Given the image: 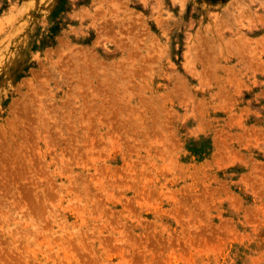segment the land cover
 Listing matches in <instances>:
<instances>
[{"label": "rangeland", "instance_id": "obj_1", "mask_svg": "<svg viewBox=\"0 0 264 264\" xmlns=\"http://www.w3.org/2000/svg\"><path fill=\"white\" fill-rule=\"evenodd\" d=\"M0 264H264V0H0Z\"/></svg>", "mask_w": 264, "mask_h": 264}]
</instances>
